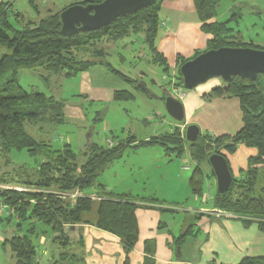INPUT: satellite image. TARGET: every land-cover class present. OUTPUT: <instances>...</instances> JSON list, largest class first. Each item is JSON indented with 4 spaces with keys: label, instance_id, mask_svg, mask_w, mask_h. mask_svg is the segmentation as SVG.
Segmentation results:
<instances>
[{
    "label": "trees",
    "instance_id": "trees-1",
    "mask_svg": "<svg viewBox=\"0 0 264 264\" xmlns=\"http://www.w3.org/2000/svg\"><path fill=\"white\" fill-rule=\"evenodd\" d=\"M100 1L102 0H83L78 3ZM192 1L201 22V29L211 35L204 50L221 46L253 47L251 42L228 40L227 33L230 28L227 24L231 17L221 22H210V19L216 16L221 0ZM158 10V0H156L154 4L141 8L135 13L117 17L99 30L78 31L66 37L60 32V10L49 11L41 19L28 22L22 19L20 13L11 14L8 3L0 2V152L6 155L11 150L24 149L31 156L40 159L35 166L34 174L27 173L22 177L20 172L18 176L8 178L1 174L0 181L28 188L38 187L46 191L40 193L0 189V198L13 206L18 214L14 219L18 227L17 232L9 239H4L2 243L9 246L11 254L15 257V264H40L38 243L41 235L46 234L57 249L56 255L54 252L50 253L48 264H85L83 255L76 252V248L81 247L82 244L80 227L83 224L93 225L118 236L126 252L134 246L138 238L135 211L143 204L131 201L126 198L127 195H117L105 190V187L96 182V178L106 163L121 155L127 143L135 140L129 139L126 144L119 143L114 148H102L91 143L90 153L86 154L82 163H79L69 144L54 148L49 142L33 139L25 131L24 123L36 124L48 121L55 128L54 125L64 121L65 103L44 92L24 89L18 81V73L23 70H44L61 72L65 77H70L88 70L93 65L102 64L130 83H134V79H130L120 70L113 69L103 58L106 54L105 47L110 41L129 37L132 34L142 36L143 42L152 53L151 62L160 64L167 70L166 60L155 46L160 20ZM13 18L19 25H13ZM202 51H196L191 58ZM87 52H96L97 55L78 56L79 53ZM187 59L189 58L178 57L177 84L181 87L178 68ZM137 83L135 81V87L144 90V86L141 87ZM211 94L238 100L242 126L233 134L215 137L203 134V138L200 140L199 136L195 143L186 141L183 135V139L188 143L190 157L195 162L188 180L191 191L198 196L202 194L204 173L201 164L208 165L207 157L210 153L217 152L226 157V154H234L239 145L253 148L255 153L248 157L247 165L241 169L240 177L232 174L227 192L222 196L215 193L213 203L214 207L244 216L247 221L259 219L258 225L262 226L264 224L261 220L264 219V74H258L255 78L234 76L227 84L226 90L221 86H215ZM114 98L127 100L132 98V94L127 91H115ZM156 139L158 138L148 139L145 143L151 144ZM159 140L164 146L170 144L172 146L170 150L177 151L178 155L186 148L179 131L164 135ZM211 175L213 176L212 172ZM93 187L99 188V196L104 199L93 200L89 197H81L70 205L67 200L57 196L58 192H67L76 188L87 191ZM24 198L27 201H23ZM31 199L34 203L30 202ZM0 220L10 222L13 217H0ZM26 221L29 227L21 232V227ZM37 222L46 229L37 231L34 225ZM184 237L180 236L178 240L181 241ZM34 238L38 239V243H35ZM237 264H264V257L246 256Z\"/></svg>",
    "mask_w": 264,
    "mask_h": 264
},
{
    "label": "rangeland",
    "instance_id": "rangeland-1",
    "mask_svg": "<svg viewBox=\"0 0 264 264\" xmlns=\"http://www.w3.org/2000/svg\"><path fill=\"white\" fill-rule=\"evenodd\" d=\"M15 1L14 5L10 6L12 9H19L24 21H37L49 11H61L64 7L76 4L83 0H32L33 4L26 2L25 0ZM257 1L260 5L256 0L220 1L218 6V19L223 21L231 17L227 24V27L230 28L227 33L229 41L251 42L253 48H264V1ZM177 3L180 6H185L186 0H179ZM169 4H171L169 0H158V14L161 18H164L166 14L171 17L170 10H174L175 6H172L173 8L171 9V5ZM231 4H234L235 8L231 12L223 14L222 12H224V10ZM167 5L169 6L167 7ZM163 8L168 9L169 11L167 12L169 13H166ZM10 13L13 14L12 11ZM231 13H233L234 16H231ZM186 15L190 16L189 14ZM187 18L189 19V17ZM12 23L15 26L19 25L14 18L12 19ZM163 23L165 24V22L160 19L158 27L163 26ZM159 30L161 31V29ZM139 36L140 37L132 34L129 37L110 41L105 47L106 54L103 57L104 60L110 63L113 69L120 70L122 73L133 79H135L134 77L138 70H143V79L137 84L140 85V83L143 82L154 96L163 97L165 94L170 93L180 100L185 98L187 93H192L194 89L184 88L185 94L180 95L179 90L181 86L177 84V68L173 71L171 65L167 64L170 69L165 70L163 69V66L146 62L145 59L146 57H150L151 51L143 42L142 36ZM129 41H131V43H129ZM82 55L93 57L97 54L96 52H87L85 54L79 53L78 56ZM109 71L119 79L111 80L108 77H104L97 73L96 75L92 74L93 83L95 84L97 81L101 80L104 84L107 82L109 84L117 85V88L133 87L132 83L127 79L120 77L111 69ZM48 73L51 77L45 82L41 76ZM78 79V73L66 78L61 72L55 73L44 70H23L18 73V81L24 89L44 92L47 95H52L57 100H60L61 98L66 99L69 104H75L81 107L84 115L83 119L77 120L67 118L64 122L54 125L55 130L53 132H50L53 125L48 121L43 123L38 122L36 124L25 122L24 129L27 134L37 141L49 142L54 148H61L63 145L69 144V147L76 154L79 163H82L87 156L86 154L91 151V147L88 146V144L93 143L102 148H114L119 143L126 144V141L129 139L136 140V143L134 144L127 143V147L124 148L121 155L116 156L104 165L100 174L96 178V182L105 187V190L107 189L117 195H127L128 197L126 198L135 203L155 205L158 210L166 212V217L170 222L175 223V227L178 228L181 225L183 228H186L190 225V231L193 232L194 236L198 233L201 234L202 229L205 228V217L208 215L205 214V217H202L201 213L192 208L197 207V205L195 206V201H197L198 204L201 201H207L203 203L205 206H210L211 204L208 199H204V195L201 197L194 195L189 188L188 179L192 174L195 162L185 152L186 148H188V143L183 139L184 125H178L166 114L162 98L150 100V102L153 105L160 106L163 111V116L156 117L153 115L156 120L147 119L149 123L145 125L146 116L153 112L152 105L147 103L149 100H145V98L142 99L139 92H136L135 97L129 100H117L114 96L111 97L108 95L105 97L106 99L102 101L98 100V93H95L93 99H85L82 96H76V94H78L77 92H79ZM219 82L223 83L218 78L209 79L196 88L195 91L199 94L205 93L203 96L208 100L212 88L218 86L217 84ZM121 83L124 85L122 86ZM219 86H221V84ZM207 93L209 94L207 95ZM202 108L204 109L203 113H195L193 117L185 116V119L187 120L185 124L195 123L199 125L200 140L203 138V134H208L212 137L218 136V133L220 132V124L218 123L223 120L222 115L224 116L228 113L227 111H230L229 113H231L232 110H234V112L238 114L236 108L227 106L225 103H216L214 100L206 101V104H204ZM210 113H212L211 116L219 113V116L216 118L218 121H216L215 124L213 122L212 125L210 123V128L204 129L201 125H205L206 123L209 124L208 121H211L212 119L209 115ZM202 115L205 120L201 123L196 122V116ZM162 120H164L165 123L168 121L175 123L172 130L165 133V135H170L179 131L183 144L186 146L184 152L178 155L177 151L170 150V148H172L170 144H166L165 146L162 144L158 146L162 148V156H160L161 153L160 155H157V153L150 150H136L141 146L144 147L146 143L145 141H141V139L146 136L149 137V139H154V137L158 138L152 143H162V141L159 140L160 137H157V134L168 129V126L166 125L167 129L163 128L164 125L160 126ZM54 132H56L57 136L56 134L55 136L53 135ZM128 136L132 138H129ZM111 139L113 144L108 145V140ZM243 151L242 148H239L236 154L231 157H234L233 159H239L242 157ZM39 160V157L31 156L24 149L20 151L11 150L6 155L0 152V175L2 174L4 177L8 178L11 176H18L20 172V176L22 177L27 173L34 174L35 166ZM201 165L206 171H209V167L206 163H202ZM184 166H188L189 168L185 169ZM240 172L241 171H235L234 175L240 177ZM207 177L208 175L203 174L204 191H207L205 190ZM209 179L211 181V184L209 185V190H211V192H206V194L208 193L207 198H209L210 195L214 197L216 188L215 179L211 174L209 175ZM1 183L5 184V182L0 181V184ZM25 188L28 189L27 191L31 192H46L38 187ZM2 190L12 191L7 188H2ZM78 191L83 194L77 198L89 197L93 200L104 199V197L99 196V188L95 187L87 191H82L76 188L67 192L79 193ZM61 199L67 200L70 205H73L76 201V199L74 201L70 197H61ZM23 201H27V199L24 198ZM30 202L34 203V200L31 199ZM34 225L37 231L46 229L41 223L37 222L34 223ZM27 227H29L28 221L23 223L21 232L25 231ZM17 228L14 219L10 222L0 220V264H15V257L11 254L9 246L7 244L3 245L2 243L4 239H9L15 234ZM42 237L45 240L44 244H40V242L38 243L37 238H34V241L35 243H38L39 263L48 264L51 256L50 253L54 252L56 255L57 249L49 241L48 234L45 236L41 235L40 238ZM191 240L195 244L196 241L198 242V239L195 241L193 236L188 235L187 242ZM178 247L179 244L176 245V253ZM43 249L46 250L47 253L43 254Z\"/></svg>",
    "mask_w": 264,
    "mask_h": 264
},
{
    "label": "crops",
    "instance_id": "crops-1",
    "mask_svg": "<svg viewBox=\"0 0 264 264\" xmlns=\"http://www.w3.org/2000/svg\"><path fill=\"white\" fill-rule=\"evenodd\" d=\"M25 1L33 4L32 0ZM169 1L171 2V4H169L171 5V9L173 8L172 6L175 7L174 10H170L171 17L167 16V14L164 18H161L160 16V19L163 20L165 24L158 27L155 46L156 50L165 58L166 63L171 65L172 70L174 71L175 68H177L178 57L191 58L196 51L204 50L206 48V42L211 38V35L201 29V22L197 16L192 0H186L185 6H180L177 3L179 0ZM0 2L8 3L9 12L12 11L13 14L20 13L18 8H16L17 10L12 9L10 6L14 5L16 2L15 0H0ZM256 2L260 5L257 0ZM169 5H167V7ZM234 8L235 5L231 4L222 13L225 14L231 12ZM218 10L219 8L216 10V16L210 19V22H221L218 19ZM164 11L169 13L167 12L169 11L168 9H164ZM186 14H189L190 16H187ZM232 14L233 13H231V15ZM187 17H189V19ZM30 21L31 20L28 22ZM159 29H161V31ZM129 43H131V41H129ZM1 51H3V49H1ZM151 58L152 53L150 57H146V62L156 64L151 62ZM168 69L170 68L168 67ZM109 70L110 69L108 67L102 64H96L91 66L86 71L79 72V92H77L78 94H76V96H82L85 99H93L95 97V93H98V100L104 101L106 96H114L115 91L130 92L132 94V98L135 97L136 92H139L141 98L149 100L147 103L152 105L153 112L152 114L146 116L145 125L149 123V119L156 120V118L154 119V116H163V111L160 106L153 105L150 102V100L154 99L152 97L150 98L144 90L137 89L135 87V81L140 82L143 79V70L140 69L137 71V74L134 77V83H132L133 87L131 88H117V85L109 84L107 82L104 84L101 80L97 81L95 84L93 83L92 74L96 75L97 73L103 75L104 77H108L111 80L119 79L116 75L110 73ZM41 77L45 82H47L51 76L48 73ZM220 84L222 85L223 83L219 82L217 85L219 86ZM121 85L123 86L124 84L121 83ZM200 85L196 86L192 93H187L185 98L180 99L184 106L185 116L187 115L188 117H193L195 113H203L204 109L202 107L206 104V101L214 100L216 103H225L227 106L236 108L238 112L237 114L234 110H232L231 113H229L230 111H227L228 113L224 116L222 115L223 120L218 123L220 124L221 133L219 132L218 135L223 133L231 134L239 130L242 126V121L240 110L238 108V100L236 98H227L223 96L216 97L211 93H207V95H210L207 100L203 96L205 93L199 94L195 91V89ZM60 100H63L65 103L63 108L64 121L67 118L77 120L84 118L81 107L75 104H69L66 99L61 98ZM211 114L212 113L209 114L210 117H212L211 121H208L209 124L206 123L205 125H201L204 129L210 128L213 122L215 124L216 121H218L216 118L219 116V113L213 114L212 116ZM203 118V115L196 116L195 121L201 123L205 120V118ZM186 121L187 120L185 119V123ZM163 125V128L168 126V129L166 128L167 130L164 129V132H159L160 134H157L158 136L155 134L157 137L164 136L165 133L170 132L173 126H175V123L169 121L165 123V121L162 120L160 126ZM54 130L55 128L52 126V130L50 132ZM128 137L131 138L130 136ZM148 139L149 137L146 136L141 139V141H146ZM131 143H136V140ZM157 144L158 143L145 144L144 147L141 146L136 150H150L157 153V155H160L162 148L158 146L162 144ZM88 146H90V144H88ZM239 148L244 150L242 157L239 159H233L234 157L231 156L236 154ZM238 149L234 154H226L228 166L232 174H234L235 171L239 172L241 169H244L247 165L248 157L255 153L253 148H248L243 145H239ZM185 152L190 156L188 148H186ZM160 156H162V153ZM210 170V167L209 171H206L205 168L202 167L203 173L208 175L207 181L205 182V190L209 193L211 192V190H209V185L211 184L209 179V175L211 174ZM207 191L202 192L200 197L204 195V199H208L211 205H203V203L207 202L205 200V202L201 201L199 204L195 201V206L197 205V207L192 208L201 213L202 217H205V214L209 216L205 217V228L202 229L201 234L198 233L194 236L193 232L190 231V225L186 228H183L181 225L178 228L175 227V223L170 222L166 217L165 211L158 210L155 205L143 204L135 211L138 224V238L130 251H124L121 239L118 236L101 230L93 225L83 224L80 227L82 244L81 247L76 248V252L83 255L85 264H237L246 256L264 257V224L259 226V219L247 221L244 216L233 212L223 211L214 207L213 197L210 195V197L207 198ZM261 220L264 221V219ZM188 235L193 236L195 241L198 239V242L196 241V244L192 242V240L187 242ZM180 236L185 237L180 241L178 240ZM43 239V237L40 238L41 244H44L45 242ZM177 244H179L180 255L176 253L175 248ZM147 247L149 250H147ZM42 252L43 254L47 253L44 249Z\"/></svg>",
    "mask_w": 264,
    "mask_h": 264
},
{
    "label": "water",
    "instance_id": "water-1",
    "mask_svg": "<svg viewBox=\"0 0 264 264\" xmlns=\"http://www.w3.org/2000/svg\"><path fill=\"white\" fill-rule=\"evenodd\" d=\"M156 0H102L97 3H76L59 12L60 32L70 37L78 31H96L109 25L117 17L135 13L141 8L154 4ZM182 87L194 89L209 79L218 78L226 90L234 76L255 78L264 74V49L249 46H221L204 50L184 61L178 68ZM144 91L153 99H163L166 114L179 125H184V139L195 143L200 136L197 124H185L184 106L180 100L167 93L163 97L154 96L143 82ZM56 132H54L55 136ZM207 163L215 179V193L224 195L232 181V172L224 155L212 152ZM180 255V249L177 248Z\"/></svg>",
    "mask_w": 264,
    "mask_h": 264
},
{
    "label": "built area",
    "instance_id": "built-area-1",
    "mask_svg": "<svg viewBox=\"0 0 264 264\" xmlns=\"http://www.w3.org/2000/svg\"><path fill=\"white\" fill-rule=\"evenodd\" d=\"M164 24V23H163ZM180 95H184L185 94V90L183 87L180 88L179 90ZM113 141L108 140V145H112ZM188 166H185V169H188ZM2 188H7L10 189L12 191H18V192H23V191H27L28 189H26L23 186H19V185H14V184H4L1 183L0 184V189ZM79 193L75 192V193H69V192H58L57 196L61 197H70L71 199H73L75 201V199L79 196H81L80 191H78ZM0 217L6 218V217H13V219H16L18 217V214L15 210V208L13 206H11L10 204H8L7 202H5V200H3L2 198H0ZM44 240V239H43Z\"/></svg>",
    "mask_w": 264,
    "mask_h": 264
}]
</instances>
